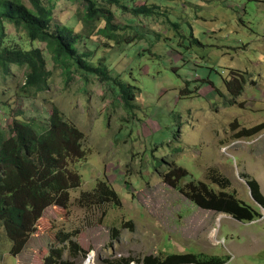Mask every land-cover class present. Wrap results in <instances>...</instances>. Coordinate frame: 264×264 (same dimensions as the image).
Returning <instances> with one entry per match:
<instances>
[{"label": "rangeland", "instance_id": "rangeland-1", "mask_svg": "<svg viewBox=\"0 0 264 264\" xmlns=\"http://www.w3.org/2000/svg\"><path fill=\"white\" fill-rule=\"evenodd\" d=\"M95 1L112 13L115 30L87 22L84 0H43L53 7L52 30L78 33L77 50L91 54L94 68L103 60L108 82L55 64L45 43L4 23L3 45L40 48L52 73L44 91L26 93L25 68L0 70V125L45 122L57 107L84 134L87 157L72 166L82 187L70 193L68 208L46 210L18 256L0 221V264H43L55 245L77 264L91 255L93 264H138L190 253L264 264V209L243 224L192 205L167 180L181 168L189 173L181 186L209 184L215 170L237 198L255 204L247 178L264 195V0H121L128 9ZM143 4L149 12L134 15L131 8ZM113 78L130 87L127 102ZM101 182L120 205L82 207V194ZM65 235L83 250L77 258L58 240Z\"/></svg>", "mask_w": 264, "mask_h": 264}, {"label": "trees", "instance_id": "trees-1", "mask_svg": "<svg viewBox=\"0 0 264 264\" xmlns=\"http://www.w3.org/2000/svg\"><path fill=\"white\" fill-rule=\"evenodd\" d=\"M29 1L30 6L23 0H0V70L3 75H9L12 66L25 68L22 87L23 92L30 93L44 91L52 73L47 68L46 58L40 48L24 50L3 45L6 39L4 23L7 22L15 29L23 30L32 42L45 43L55 64L61 63L67 68L73 65L79 71L101 77L103 82L110 81L103 60H99L100 68H94L88 62L91 54L77 50L78 33L66 25L52 30V6L46 5L43 0ZM84 1L87 22L103 20L106 28L116 29L112 24L114 17L111 12L98 7L95 0ZM107 1L120 3L123 9H128L121 0ZM131 11L134 15L147 14L149 8L143 4L131 8ZM234 75L239 78H234L236 82L245 83L243 74L236 72ZM113 82L120 89V101L127 102L130 87L117 78H113ZM241 87L239 85V90ZM84 140V134L66 120L57 107H53L45 122L15 119L8 131L0 125V221L12 242V255L18 256L26 248L46 210L68 208L70 193L82 187V178L72 166L87 157ZM187 177L189 173L184 169H173L167 175L170 181L167 184L199 209L229 216L243 224L263 217L261 209H264V195L255 179L247 178L255 201V204H251L230 192V180L215 170L208 175L209 184L190 181L181 186ZM79 204L91 208L105 204L119 206L120 199L111 186L101 182L94 191L83 193ZM58 240L63 246L68 245L71 257L77 258L82 254L83 250L70 236L65 235ZM65 253V247L58 249L56 245L52 246L43 264H77L64 260ZM228 261V257L190 253L148 256L138 264H227Z\"/></svg>", "mask_w": 264, "mask_h": 264}, {"label": "bare ground", "instance_id": "bare-ground-1", "mask_svg": "<svg viewBox=\"0 0 264 264\" xmlns=\"http://www.w3.org/2000/svg\"><path fill=\"white\" fill-rule=\"evenodd\" d=\"M93 256L91 255L89 259L84 264H93Z\"/></svg>", "mask_w": 264, "mask_h": 264}]
</instances>
